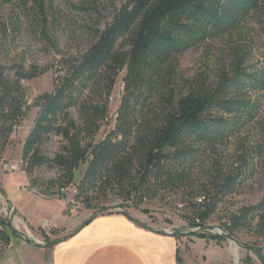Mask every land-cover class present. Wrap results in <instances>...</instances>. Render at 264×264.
Here are the masks:
<instances>
[{
	"label": "trees",
	"instance_id": "1",
	"mask_svg": "<svg viewBox=\"0 0 264 264\" xmlns=\"http://www.w3.org/2000/svg\"><path fill=\"white\" fill-rule=\"evenodd\" d=\"M42 19L46 22V15ZM249 19L264 37V0H127L114 8L103 28L94 30L82 54L61 60L53 90L37 95L31 105L24 100L22 81L37 77L40 70L18 64L10 77L0 65V160L9 136L35 107L22 144V169L29 175L40 166L55 167L61 184L51 197H61L82 164L74 197H83L86 206L89 192L106 196L108 191L135 207L165 192L192 189V179L206 169L208 189L204 184L192 194L196 200L189 218L192 227L205 229L219 206L253 176L256 161L264 160V124L254 147L239 149L235 166L225 168L217 159L220 148L264 114V55L252 64L234 56L213 77H184L178 58ZM41 33L54 45L45 29ZM121 72L123 92L114 126L96 140ZM51 135L58 137L60 146L49 154L40 144ZM118 212L128 216L125 210ZM255 221L264 224L261 203L230 213L222 224L223 237L234 238L237 230ZM37 230L46 245L56 242L48 244L45 231ZM58 232L49 230L51 235ZM11 234L22 237L0 217V241L5 246ZM245 247L264 264L260 249Z\"/></svg>",
	"mask_w": 264,
	"mask_h": 264
},
{
	"label": "rangeland",
	"instance_id": "2",
	"mask_svg": "<svg viewBox=\"0 0 264 264\" xmlns=\"http://www.w3.org/2000/svg\"><path fill=\"white\" fill-rule=\"evenodd\" d=\"M127 0H0V65L10 77L14 76L15 66L21 64L25 69L35 66L40 74L30 80H23L24 100L31 105L37 95L51 92L56 85L58 70L61 60L70 56H79L93 40L94 30L103 28L110 21L114 8L119 7ZM46 15L45 22L42 17ZM46 24V26H45ZM45 29L48 37L54 43L52 45L42 35ZM264 55V37L261 35L254 19H249L240 28L204 45L189 49L178 58L180 73L184 77H192L197 73L206 76H214L219 67L227 64L234 56L245 57L247 64L257 62ZM123 72L116 78L111 95L107 116L101 124L96 135V140L104 137L113 128L116 111L123 92ZM37 108L31 107L24 119L17 125L16 130L9 136L8 144L1 155L0 160V183L3 196H13L15 186H21L25 182L28 192L35 195L23 199L25 207L37 203V197L61 199L69 205L68 200L77 203L76 210L86 211L89 217L104 209L103 213L116 212L117 209L127 213L143 215L147 217L152 227L168 231L178 238L181 236H196L195 233H205L223 237V221L230 213L238 211L243 206L262 204L264 206V160L256 162L258 168L251 178L240 185L238 192L229 196L217 209V211L205 222V229H195L189 222L192 214L191 206L197 189L205 185L207 171L201 170L199 176L192 179L193 188L185 191L165 192L152 200L143 201L133 207L129 201L117 198L112 192H106V196L100 192L88 193L90 205L81 197L76 199V184L84 171L82 164L75 175L72 183L61 191V197H51L54 190L60 186L59 172L52 166H40L26 175L22 169L21 150L24 138L35 117ZM74 113V111H72ZM264 113V112H263ZM264 124V114L250 124L240 136L224 145L218 150V161L225 168L235 166L240 148L249 150L256 140L258 128ZM60 141L58 137L51 135L45 138L40 149L49 154L58 150ZM211 157V156H210ZM209 157V158H210ZM213 158V157H212ZM208 162L209 161L208 159ZM209 163L206 165L208 166ZM234 164V165H233ZM3 175V176H1ZM31 186V188L29 187ZM22 190V189H21ZM51 197V198H50ZM58 198V199H57ZM10 214L9 206L0 197V217L8 220L15 230L27 231L24 225L17 223V219ZM39 212L32 216L35 221ZM32 219V220H33ZM23 225V226H22ZM34 240L39 234L36 228L26 226ZM234 240L244 246L247 251L246 259H251L255 264H261L259 257L253 250L245 246H254L261 250L264 255V224L253 222L249 227L241 228L234 233ZM49 237V236H48ZM197 237V236H196ZM55 235L50 234L49 243H53ZM39 240L44 243L43 239ZM208 240V239H207ZM223 240L231 244L230 240ZM192 248L193 252L201 249V243ZM9 247L5 250V244L0 241V264H22L26 256H31L20 245V239L11 234ZM54 245V244H51ZM236 245V244H235ZM239 249L243 248L236 245ZM242 250V249H241ZM183 251V248H182ZM220 250L213 249V255L218 256ZM37 257L42 253L33 251ZM45 257L47 256L46 253ZM190 255V254H189ZM191 257V255H190ZM237 264H247L239 262Z\"/></svg>",
	"mask_w": 264,
	"mask_h": 264
},
{
	"label": "crops",
	"instance_id": "3",
	"mask_svg": "<svg viewBox=\"0 0 264 264\" xmlns=\"http://www.w3.org/2000/svg\"><path fill=\"white\" fill-rule=\"evenodd\" d=\"M22 182L12 190L13 196L8 197L1 194L0 183V197L9 206L10 214L13 212L16 222L23 224L26 230L27 225L42 228L49 237L51 228L59 230L52 239L56 240L54 245L42 243L40 234L30 242L16 236L24 251L31 255L26 256L22 264H255L251 259L249 263L246 261L244 246L234 250V243L228 240H207L191 235L178 238L152 227L143 215L112 212L89 217L87 210L80 212L61 199L38 195L35 196L37 203L27 208L23 199L35 192H28L24 180ZM35 212H39L37 221L32 217ZM18 232L24 234L21 230ZM197 243H201V249L193 252ZM8 247L6 245L5 250ZM213 249L220 250L218 256L212 254ZM33 251L42 254L37 257Z\"/></svg>",
	"mask_w": 264,
	"mask_h": 264
},
{
	"label": "water",
	"instance_id": "4",
	"mask_svg": "<svg viewBox=\"0 0 264 264\" xmlns=\"http://www.w3.org/2000/svg\"><path fill=\"white\" fill-rule=\"evenodd\" d=\"M22 237L24 238V240L29 241V236L25 235V234H21ZM223 235H226L225 233ZM227 239H229L231 242L235 243L238 246H241V244L237 243L234 238L231 237H226Z\"/></svg>",
	"mask_w": 264,
	"mask_h": 264
},
{
	"label": "built area",
	"instance_id": "5",
	"mask_svg": "<svg viewBox=\"0 0 264 264\" xmlns=\"http://www.w3.org/2000/svg\"><path fill=\"white\" fill-rule=\"evenodd\" d=\"M68 202H69V205H71L72 206V208H78V206H77V203H75L73 200H68ZM121 209H117V211L116 212H118V211H120ZM195 229H198V227H195ZM165 232H168L167 230L165 231ZM169 233V232H168Z\"/></svg>",
	"mask_w": 264,
	"mask_h": 264
},
{
	"label": "bare ground",
	"instance_id": "6",
	"mask_svg": "<svg viewBox=\"0 0 264 264\" xmlns=\"http://www.w3.org/2000/svg\"><path fill=\"white\" fill-rule=\"evenodd\" d=\"M27 231V234L30 236H32V234H31V232H29L28 230H26ZM233 248H234V250L237 248V246L235 245V243H234V245H233ZM237 252V251H236Z\"/></svg>",
	"mask_w": 264,
	"mask_h": 264
}]
</instances>
